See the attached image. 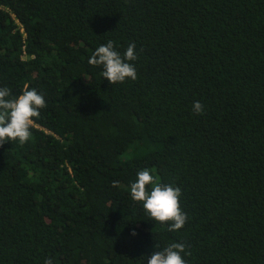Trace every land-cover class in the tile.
Listing matches in <instances>:
<instances>
[{
    "label": "trees",
    "instance_id": "trees-1",
    "mask_svg": "<svg viewBox=\"0 0 264 264\" xmlns=\"http://www.w3.org/2000/svg\"><path fill=\"white\" fill-rule=\"evenodd\" d=\"M109 40L135 43L136 80L88 63ZM26 86L47 106L0 146V264H146L172 243L264 264V0H0V87ZM142 169L181 189V229L131 199Z\"/></svg>",
    "mask_w": 264,
    "mask_h": 264
},
{
    "label": "clouds",
    "instance_id": "clouds-1",
    "mask_svg": "<svg viewBox=\"0 0 264 264\" xmlns=\"http://www.w3.org/2000/svg\"><path fill=\"white\" fill-rule=\"evenodd\" d=\"M136 59L134 42L121 54L114 49V42L109 40L94 50L88 63L102 66L103 78H106L109 84H115L123 83L126 79H137L136 69L130 63ZM46 106L43 95L35 89L29 90L26 86L21 94L12 96L9 88L0 87V146L13 140H18L21 144L27 142L32 135L30 128L33 118L39 117L40 110ZM203 107L199 101L193 104V110L197 114L202 113ZM118 183L114 181L113 186ZM129 191L131 199L142 203L144 211L151 219L168 224V231L179 230L186 223L187 214L180 207L181 189L160 182L150 170L138 171L135 181L130 183ZM131 235L135 236L136 232L132 231ZM182 254L190 255L186 252L185 245L172 243L151 253L146 264H187ZM44 264H53V261L47 258Z\"/></svg>",
    "mask_w": 264,
    "mask_h": 264
}]
</instances>
